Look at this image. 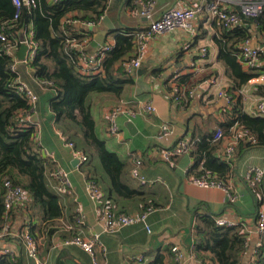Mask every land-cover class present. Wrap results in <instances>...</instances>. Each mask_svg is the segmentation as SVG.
<instances>
[{"label": "crops", "instance_id": "crops-1", "mask_svg": "<svg viewBox=\"0 0 264 264\" xmlns=\"http://www.w3.org/2000/svg\"><path fill=\"white\" fill-rule=\"evenodd\" d=\"M211 1L155 0V18L170 7L203 5L194 21V31L173 30L153 38L141 66L131 75L132 82L124 87L119 97L110 93L91 95L96 131L99 137L105 140L107 148L125 161L121 180L129 187L137 189L139 194L133 197H120L112 191L109 178L99 161L91 158L87 152L83 153L89 157L88 162L81 165L72 163L76 158L73 157L66 141L72 139L81 148V137L70 136L55 124L49 109V100L55 96L54 90L40 86L32 77L31 68L24 64L19 65L21 80L38 96L35 113V123L39 130L37 140L43 148L52 152L46 182L49 190L59 197L63 209L60 218L47 223H40L36 217L30 219L35 225L33 236L38 244L40 258L46 264H91L89 255L78 246L62 245L63 239L75 234L86 238L98 235L102 244L97 252L100 264H147L158 253L162 255L163 264H216L211 253L195 248L201 236L196 229V218L203 214H213L218 219L243 226L246 232L245 250L238 257L237 264H248L255 249L260 245L264 247V233L259 232L256 227V215L259 211H264V175L256 183H248L245 179L248 167H264V145H252L240 139L234 145L233 154L226 158L233 171L229 183L238 194L234 202L229 200L226 191L221 187H200L191 181L188 173V168L193 163L190 149L178 155L172 163L164 162L160 158V151L172 147L178 139L183 138L190 142L193 136L214 133L220 123L228 118L224 113L227 103L218 93L228 89L230 80L226 76L223 63L217 58L218 46L215 42L216 38L223 40V28L204 8ZM141 2L109 0L115 9L103 17L107 16L114 27L113 30L107 25L108 21H103V17L91 27L85 26V21L71 18L70 29L72 32L81 28L91 31L90 36L82 39V42L85 41L82 47L86 51L89 49L88 53H93L104 42L114 43V34L117 32L115 29L123 27L135 31L147 25L145 18L131 13L133 9L141 8ZM219 2L225 9L239 10V0ZM73 14L68 16L72 17ZM244 23L242 19L239 25ZM101 31H105L102 40L98 38ZM247 39L250 46L264 49V33H259L254 26ZM44 62L49 71H53L54 64L50 60ZM184 75H189V83L194 88V93L181 105L172 100L170 87L174 78ZM140 77L151 84V89H162L167 108L164 107L163 110L160 100L154 101L148 91L142 90L147 92L146 96L142 97L138 90H135L139 87L137 82ZM242 88L244 111L264 116V112L260 113L256 108L257 102L264 98V82H247ZM120 100L129 101L133 108L138 107L139 101L151 102L155 111L152 114L140 113L133 118L130 121L134 126L133 132L127 127L128 121L120 117L119 132L112 135L107 131V112ZM164 122L169 123L173 129L169 135L160 133L159 126ZM237 128L235 125L229 128L226 134L223 132V137L218 140L217 151L224 152L225 148L234 142L231 136ZM158 132L164 137H169L165 140L166 147H159L150 141L153 138L152 133L156 135ZM137 155L142 159L140 173L150 181L147 185H141L131 175ZM55 167L68 171L70 186L66 192L62 191L61 183L51 175V170ZM84 168L97 179L101 191L99 203L126 213L139 212L148 203L154 205L155 209L147 217L151 232H147L141 224L127 225L115 232L103 231L95 215L96 203L90 199L85 187ZM9 173L19 181L24 180L13 170ZM29 199L25 192L9 214L3 216L0 230V249L10 246L16 253L18 264H35L16 238V235L27 227L28 217L22 205ZM80 215L84 216L82 224L76 222V217ZM172 247H177V251H172ZM178 254H181V257H178Z\"/></svg>", "mask_w": 264, "mask_h": 264}, {"label": "trees", "instance_id": "trees-1", "mask_svg": "<svg viewBox=\"0 0 264 264\" xmlns=\"http://www.w3.org/2000/svg\"><path fill=\"white\" fill-rule=\"evenodd\" d=\"M113 9L115 8L109 0H32L29 7L23 6L20 9L17 21L6 23L13 18L16 8L11 0H0V31L6 34L8 40H0V184L2 186L3 179L7 177L29 195V201L23 202L22 207L28 217L26 226L32 234L35 225L30 219L36 217L40 223H47L60 218L63 209L59 197L49 190L46 182L51 161L39 151L36 123L24 118L30 106L27 99L11 87L17 78L21 80L19 65L26 64L19 63L15 70L11 69L14 56L6 52V47L15 46L16 53L25 32L29 30L33 32V39L38 45L27 66L31 68V75L35 80L51 82V85L44 87L55 92V96L49 100V109L55 124L62 132L81 137L83 147L80 149L87 152L91 158L98 159L109 178L112 191L120 197H133L139 194L137 189L129 187L121 180L125 161L116 152L107 148L105 140L99 137L91 107V94L110 93L119 97L124 87L132 82L131 75L118 63L134 56L133 31L123 27L115 29L117 32L114 34V43L104 53L102 71L99 73L80 71L79 52L67 42L68 39H74L79 43L91 35L87 28L78 29L79 33L72 32L69 24L71 18L97 22L103 15H109ZM70 13H74L72 17L68 16ZM242 19L245 22L243 25H237L232 29L223 28V40L215 39L218 46L217 58L223 63L226 76L230 80L226 92L231 95V103L224 111L228 118L220 123L219 128L226 134L229 128L236 125L255 136L254 145H264V116L245 112L241 94H238V90L256 76L255 73L244 69L238 60L240 43L249 38L253 26L259 33H264V7L261 15L255 19L244 16ZM64 20L66 21L63 22ZM44 60H50L54 64L53 71H49ZM175 82L179 86L193 88L189 83V75L176 77ZM170 90L172 91V87ZM188 98L180 96L178 104L182 105ZM172 100L174 101V97ZM35 113L36 108L32 114ZM213 135L214 133L208 132L198 137L193 136L189 142L193 163L188 168V173L193 176L205 175L227 180L233 171L223 152L217 151L219 141H213ZM67 140L74 142L72 139ZM76 147L79 148L77 145ZM10 170L24 180L15 179L9 173ZM83 172L97 182L93 174L85 168ZM147 205L152 204L148 203L144 207ZM8 212H4L2 193L0 230L4 221L3 216L9 214ZM215 220L216 216L213 214L197 216L196 229L201 236L195 248L211 253L216 264H237L238 257L245 250L246 232L239 223L218 225ZM254 254L256 263L264 264L263 245L257 247ZM0 264L18 263L17 259L13 262L7 255H1ZM147 264H163L162 255L158 253Z\"/></svg>", "mask_w": 264, "mask_h": 264}, {"label": "built area", "instance_id": "built-area-1", "mask_svg": "<svg viewBox=\"0 0 264 264\" xmlns=\"http://www.w3.org/2000/svg\"><path fill=\"white\" fill-rule=\"evenodd\" d=\"M12 4L16 8V12L8 22L14 23L18 20L20 15V9L23 6L29 7L32 4V0H11ZM264 0H239V10H229L225 9L220 5L219 0H212L207 3L204 8L207 9L209 14L218 21V23L225 29H232L239 25L242 21V17H248L255 19L263 12ZM203 9V5L194 4L186 7H170L164 10L160 16L157 18L154 17L155 13V0H146L141 2V8L139 10L133 9L131 13L136 16H141L147 20V25L141 29L133 31V41L135 44V53L131 58L123 59L118 63V65L129 75L135 74V72L141 66V62L145 57L147 52L148 45L150 41L156 36L164 35L173 30H183L193 32L194 30V21L198 16V13ZM101 20V19H100ZM99 20V21H100ZM99 21H85L83 24L87 27L96 25ZM0 40L8 41L7 36L3 31H0ZM69 46L76 48L79 52L78 55V67L82 72H92L99 73L102 71V59L106 51H108L112 42H104L101 46L93 53H88L82 47L84 42H76L74 39L67 40ZM21 43L27 46L25 53V58L23 60H18L16 54L14 53L15 46L8 45L6 47V52L14 56V62L11 65V69L15 70L16 66L19 63H28L32 60L36 50L37 42L33 39V32L31 30L26 31L24 34ZM204 54V50L202 51ZM240 64L244 69L255 73V77L251 81L264 82V49H258L250 46L248 39L240 43V55L238 58ZM214 82V80H211ZM37 83L40 86L51 85L50 81L38 80ZM11 86L20 96L27 99L29 104V110L25 114L24 118L31 120L32 113L36 108V102L38 99L37 94L33 91L29 85L21 81L19 78L15 81V84ZM243 92V88L238 90V94ZM172 93L174 97V102L178 103L180 96L191 97L194 93V88H188L186 85H177L175 78L172 82ZM218 95L223 97L224 101L227 103V106L231 103V95L226 91H219ZM257 111L260 113L264 112V98H261L256 105ZM155 111V107L151 102H142L139 101L138 107L133 108L129 101L120 100L115 105L111 106L107 112V131L109 134H117L119 132L118 119L123 117L128 122L132 121L140 113H149L152 114ZM160 133L162 135H169L172 133L173 129L169 123H161ZM39 130H37L38 134ZM61 134V133H60ZM223 137L222 130L217 128L214 131L213 141H218ZM234 142L230 143L224 150L223 155L226 158H229L234 152L235 143L242 139L248 143L255 144L256 138L254 135L249 133L248 130L238 127L233 132L231 136ZM36 141L37 135H36ZM67 146L71 149L72 155L74 158L78 159L77 164H84L88 160V156L83 153L80 148H77L75 143L67 140ZM190 143L186 139H178L176 143L169 148H164L160 151V158L162 161L167 163H172L173 160L182 153L189 151ZM40 153L50 158L52 157V152L43 148L39 143ZM142 163L140 155H137L134 159V167L131 170V175L141 185H147L150 181L140 173L139 167ZM85 175V187L88 192L90 199L95 202V215L97 221L101 224V228L105 232H115L120 228L131 225V224H141L147 232H151V229L147 222L148 215L155 209L154 205H147L141 211L136 213H126L121 211H116L111 209L108 206H105L99 203V198L101 195L100 186L98 183ZM52 177L56 178L62 185V191L66 192L67 188L70 186V181L68 178V171L62 167H55L51 170ZM264 175V167L260 166H250L248 167L245 179L248 183H256L261 180ZM191 176V181L200 187H221L223 188L230 201L234 202L238 194L233 190V187L230 185V178L227 180L218 179L216 177H208L205 175L200 176ZM2 193H3V207L4 212L7 213L12 209L13 206L22 199L24 191L21 186L14 184L10 179L5 177L2 182ZM83 215L76 217V222L78 224L83 223ZM218 225H234L233 222H226L224 219L215 220ZM256 227L257 230L261 233H264V211H259L256 215ZM16 238L20 240L22 247L24 248L27 256L34 260L35 264H46V262L40 258L38 244L30 232L28 226L20 231ZM63 246L75 245L81 248L85 253L90 257L91 264H100L97 258V252L101 247V242L98 239V235L93 237H83L79 234L72 235L63 239ZM172 251H177V247H172ZM7 255L11 261L16 260V253L10 246H5L0 249V256ZM178 257H181V254H178ZM248 264H257L255 260V254Z\"/></svg>", "mask_w": 264, "mask_h": 264}, {"label": "rangeland", "instance_id": "rangeland-1", "mask_svg": "<svg viewBox=\"0 0 264 264\" xmlns=\"http://www.w3.org/2000/svg\"><path fill=\"white\" fill-rule=\"evenodd\" d=\"M137 84L139 85V87H136L135 90H138L139 94H141L142 97H145L146 93H147L145 91H148L152 95L154 101H156L157 99L160 100L161 108L163 110H164V107L167 108V106H168L167 100L164 98V96L162 94V89H151V84L148 83L147 81L145 82V79H143L142 77H140ZM134 87H135V85H134ZM142 90H145V91H142ZM152 137L153 138L150 139V141L155 142L159 147H166L165 140H167L169 137H164V136L160 135L159 132L156 133V135H153V133H152ZM94 159H96L98 161L97 158H94Z\"/></svg>", "mask_w": 264, "mask_h": 264}, {"label": "water", "instance_id": "water-1", "mask_svg": "<svg viewBox=\"0 0 264 264\" xmlns=\"http://www.w3.org/2000/svg\"><path fill=\"white\" fill-rule=\"evenodd\" d=\"M103 21L104 22L108 21L107 25L110 27L111 30L114 29L113 25L109 22V19L107 18V16L103 17ZM104 35H105V31L104 32L101 31V33L99 34L98 38L100 40H102ZM26 50H27V46L25 44H23V43L20 44L19 48L16 50V53H15L18 60H23L25 58ZM36 120H37L36 114H33L32 117H31V121L35 122ZM127 127L129 128V130L131 132H133L134 126H133L132 122H128ZM77 162H78V159H74V161L72 163L75 164Z\"/></svg>", "mask_w": 264, "mask_h": 264}]
</instances>
